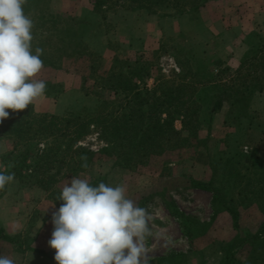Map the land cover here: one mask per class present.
Segmentation results:
<instances>
[{"label":"rangeland","instance_id":"1","mask_svg":"<svg viewBox=\"0 0 264 264\" xmlns=\"http://www.w3.org/2000/svg\"><path fill=\"white\" fill-rule=\"evenodd\" d=\"M99 1L49 0L47 7L55 14L84 21L79 32L96 55L94 59H135L138 55H157L164 43L165 47L173 46L168 52L158 53L159 68L167 76L176 69V52L182 50L195 49L197 55L220 57L235 66L252 44L248 35L264 32V0H208L199 11L180 16H173L174 11L165 8L157 13L136 9L125 0H104L103 6L97 7ZM35 79L47 85L45 94L32 103L38 113L86 115L97 108L94 93L100 89L82 59H72L61 69L43 68ZM148 83L153 86L154 80ZM101 95L107 97L108 92ZM206 106L200 142L192 139L186 148L166 146L159 154L136 159L132 168L120 167L115 157L101 151L108 144L91 125L79 141L81 147L95 153L86 166L72 173L66 167L59 168L62 164L57 161L45 167V175L41 170L30 176L28 171L22 179L15 178L0 198V228L13 238H0V256L13 259L15 264H57L55 249L48 244L53 231L52 213L63 203L57 197L72 177L89 181L105 176L107 185L125 186L127 197L152 216L151 235L145 241L150 249L149 264H220L222 249L233 247L239 231L229 214H216L214 193L192 184L191 179L213 180L217 187H227L234 193L243 191L242 196L236 195L243 200L242 228L257 229L261 212L257 206L246 207V202L261 203L247 184L264 183V91L254 94L242 110L238 109L241 103L228 102L217 112ZM175 127L182 129L181 120H176ZM0 140L6 142L8 150L12 148L9 139ZM46 142L49 140L33 142L29 164H35ZM74 159L82 162L79 156ZM0 168L5 169L1 158ZM41 176H54V181L41 184ZM248 252L245 245L238 254L245 258Z\"/></svg>","mask_w":264,"mask_h":264},{"label":"trees","instance_id":"2","mask_svg":"<svg viewBox=\"0 0 264 264\" xmlns=\"http://www.w3.org/2000/svg\"><path fill=\"white\" fill-rule=\"evenodd\" d=\"M125 1L136 9H145L150 13L165 8L173 10V16H180L199 11L208 0ZM48 2L27 0L23 6L25 14L33 21V54L37 47L42 48L40 58L43 68L50 69H61L72 59H82L100 89L94 93L97 108L86 115L69 113L60 116L38 113L33 104L16 112L7 109L10 116L0 123V137L9 139L12 148L0 157L5 166V169L0 168V172L14 173L19 179L25 177L24 173L28 171L30 176L38 175L41 170L45 175V167L50 168L57 161L62 164L59 168L66 167L72 173L78 171L95 155L79 145L91 125L96 126L100 137L108 144L101 151L115 157L116 165L132 168L136 159L159 154L166 146L180 149L191 145L192 139L200 142L199 131L206 103V107L213 112L221 110L228 102L241 103L238 109L242 110L254 94L264 91L262 31L248 35L252 44L235 66L220 57L209 59L205 55H197L195 49L189 52L182 50L176 52V69L167 76L159 68L158 53L168 52L173 46L165 47L164 43L157 55H138L135 59L120 56L94 59L96 55L88 49L79 32L84 21L68 14L51 12ZM104 3V0L97 2V7H102ZM150 79L154 80L153 86L148 83ZM102 91L108 92V96H102ZM178 119L182 123L181 130L175 127ZM42 139L49 142L37 153L35 164H29L33 142ZM76 156L80 157L81 163L74 159ZM53 181L54 176L38 178L41 184ZM100 182L106 184L105 176L89 180L92 186H98ZM191 182L214 193L216 214H229L233 226L239 231L233 238V247L222 249L224 258L220 264H264V183L247 184L252 196L261 199V203L254 205L252 201H247L246 207L257 206L261 220L257 229L243 230L240 210L243 200L236 197L242 196L243 191L236 194L227 187H217L213 180L203 182L192 178ZM5 190L6 187L0 191V198ZM0 238L13 239L2 228ZM245 245L249 246V252L241 258L238 253ZM230 251H233L231 257Z\"/></svg>","mask_w":264,"mask_h":264},{"label":"clouds","instance_id":"3","mask_svg":"<svg viewBox=\"0 0 264 264\" xmlns=\"http://www.w3.org/2000/svg\"><path fill=\"white\" fill-rule=\"evenodd\" d=\"M26 2L0 0V123L9 118L7 109H26L47 87L35 79L44 67L43 49L37 47L33 54V21L24 12ZM14 179V173L0 172V191ZM126 191L123 185L92 186L77 177L63 186L57 197L63 203L52 213L48 241L57 264H149L145 241L152 216ZM0 264L15 261L0 256Z\"/></svg>","mask_w":264,"mask_h":264},{"label":"crops","instance_id":"4","mask_svg":"<svg viewBox=\"0 0 264 264\" xmlns=\"http://www.w3.org/2000/svg\"><path fill=\"white\" fill-rule=\"evenodd\" d=\"M6 142L4 140H0V153H4L8 151V146L5 144Z\"/></svg>","mask_w":264,"mask_h":264}]
</instances>
